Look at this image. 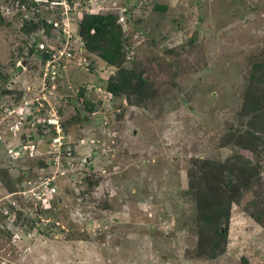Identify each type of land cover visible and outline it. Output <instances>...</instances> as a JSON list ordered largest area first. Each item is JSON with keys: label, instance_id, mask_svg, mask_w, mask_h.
<instances>
[{"label": "rangeland", "instance_id": "1", "mask_svg": "<svg viewBox=\"0 0 264 264\" xmlns=\"http://www.w3.org/2000/svg\"><path fill=\"white\" fill-rule=\"evenodd\" d=\"M33 1L27 7L0 0V105L21 92L18 105L25 101L31 116L16 133L9 128L16 112L0 124V264H264V224L245 211L264 191V145L253 151L225 139L231 127L253 129L246 83L253 63L264 60V0ZM85 13H111L126 23L124 65L135 63L150 79L144 102L105 90L116 68L82 50L77 28ZM32 17L53 23L23 29ZM48 49H69L74 57L61 72L51 70L42 62ZM81 55L86 62L79 65ZM50 113L61 134L48 123ZM42 125L60 136L61 152H73H48ZM16 143L22 149L8 153ZM31 145L34 155L22 153ZM236 155L258 165L259 174L246 180L262 181L231 203L225 251L195 257L201 213L190 177L206 187L199 176L224 171L208 162ZM244 186L241 180L239 192ZM23 222L34 227L24 230Z\"/></svg>", "mask_w": 264, "mask_h": 264}, {"label": "trees", "instance_id": "2", "mask_svg": "<svg viewBox=\"0 0 264 264\" xmlns=\"http://www.w3.org/2000/svg\"><path fill=\"white\" fill-rule=\"evenodd\" d=\"M16 1L27 7H29V5L37 4L33 0H30L31 3H29V0ZM69 1L71 3L73 2V0ZM30 23H33L35 28H39L42 23L50 26L53 22L49 23L44 19L40 20L39 18L35 20V17H32L31 20H23L22 28L26 30V27H28ZM77 30L78 35L81 38L82 50L96 54L101 60L116 68L117 76L111 77L110 75L105 81V90L108 93L113 94L115 97L124 96L131 101V103L132 101H135L136 104H140L148 99L151 91V82L150 79L145 76L144 70H137L134 68L135 63L133 64V62H131L128 67L124 65L127 58L126 45L124 42L126 38L123 37L125 33L124 31H126V23L119 22L117 16L111 13H85L78 20ZM46 33L49 34L48 31H46ZM39 43L37 44L38 47ZM54 52L56 53L55 50L49 49L43 51L42 62L49 59ZM80 52L82 53V51ZM78 58H83L86 62L84 56L81 55L78 56ZM261 72L263 73V76L259 78ZM246 88L245 101L251 100L250 103L246 102V105L248 104L250 110L252 109L255 111V114L250 117L249 121V123L253 125V129L242 130L241 127L239 128L238 126L231 127V130L226 134L225 139L227 142H233L235 145L255 151L258 147L264 145V137L262 136L264 134V60L253 63L250 77H248V82L246 83ZM17 95L16 100H14L15 102L6 104L7 107L14 108L18 106L22 94L20 92V94ZM131 97H133L134 100H132ZM92 103L87 100L85 106H87L88 111H93ZM246 105L244 108H246ZM245 111H247V109H245ZM28 116L29 113H27V117ZM85 117V114L80 115L82 121H84ZM46 126L42 125V127ZM42 127L41 132H43V134L40 133L39 136H44L47 143L51 142L55 136L54 130L50 127H46L49 131L51 130L47 135L45 134L47 132ZM256 128H259V131H257ZM238 132L241 134L235 136L234 134ZM205 162L208 161L201 160V164ZM208 163L209 167L212 169L217 167L218 171V169L222 167L224 171H221L220 174H215L212 177H209L207 172L203 173L202 176H199V178L206 179V187H201L203 185L201 182L196 185V180L195 178H191L192 176L190 177L189 183V191L192 192V190H194L196 194H199V196H197V206L201 213V217L196 224L197 242L195 244L194 256L206 259L212 257L215 258L225 251L231 203H239L244 195V191H249L255 187L252 186L254 180L257 182L262 181L260 180V177L257 176L250 182L249 179L246 180V178H248L247 174L255 172L259 174V168L257 164H251L246 158L243 159L242 155H236L233 159L227 158L222 162L215 161ZM45 165V161L39 160V167L43 168ZM237 171H242L246 174L239 175ZM193 175L198 176L199 174L194 173ZM86 179H88L89 187L91 188L97 183L96 179ZM241 180L245 186L243 190L239 192L238 188ZM200 187L204 191L201 190ZM207 195L208 199L211 198L212 200H210V203L207 206H203L201 204L203 197ZM45 209L49 208L46 207ZM245 211L256 222L264 224V191L256 192L252 198L248 199L245 204ZM17 215V219H19L21 212L18 211ZM25 219H27V217L22 220ZM23 224L22 227L24 230L34 227L32 223L27 224V222H23Z\"/></svg>", "mask_w": 264, "mask_h": 264}, {"label": "built area", "instance_id": "3", "mask_svg": "<svg viewBox=\"0 0 264 264\" xmlns=\"http://www.w3.org/2000/svg\"><path fill=\"white\" fill-rule=\"evenodd\" d=\"M65 2H67L68 3V1L67 0H64ZM64 1H54V3L55 4H61V5H63L64 4ZM70 6V5H69ZM61 14H62V18H65L66 16H65V14H64V10L62 9V12H61ZM68 50V52H65V53H62V52H60V53H53L52 55H51V58L50 59H48L45 63H44V65H45V67H49V68H51V70H53V69H55L56 68V66H55V64L54 63H57L58 64V62L60 61V60H68V59H70L71 57H73V54L70 52V50L69 49H67ZM80 61V62H79ZM79 61L77 62L79 65L82 63V58H79ZM55 79V78H54ZM46 86V85H45ZM44 88V87H43ZM26 103H25V101H24V103L22 104V105H20L19 107H17V109H14V108H9V107H2V109H1V111H0V124L4 121V123H8V121H5V118L7 117V116H9V115H12L13 114V112H16V117H17V121H16V123L17 124H13V125H11V126H9V128L14 132V133H16V132H19L20 131V129H18V127L20 126L21 127V125L25 122V120L26 119H28V117H27V114H26ZM0 108H1V106H0ZM7 115V116H6ZM50 115L52 116V117H55V118H53V119H49L48 120V123H50V124H52L53 125V127L54 128H52V129H54L55 131H56V133L57 134H61V127H60V124H59V121H58V118L56 117V114L55 113H50ZM25 117H26V119H25ZM60 137V136H59ZM59 137L58 138H53L52 140V142H51V146H52V148H53V146H55L56 145V141H58V145H57V149H55V148H53V150L54 151H58L59 150V145H60V140H59ZM61 138H62V135H61ZM22 147V144L21 143H19L18 145L16 144V146H14V148H10L9 150H8V153H11V151H15L16 152V150L17 149H22L21 148ZM30 149V150H29ZM18 152V151H17ZM34 152H35V149H34V145H31V146H29L24 152H22V153H30V155H34ZM19 153V152H18ZM20 155V154H19ZM20 157V156H19ZM48 179V178H47ZM52 187V186H51ZM54 188L55 187H53V188H51V190H54ZM24 194L25 195H27L28 194V190H26V191H24ZM39 195V194H38ZM34 197H36V198H43V197H40V196H34Z\"/></svg>", "mask_w": 264, "mask_h": 264}, {"label": "clouds", "instance_id": "4", "mask_svg": "<svg viewBox=\"0 0 264 264\" xmlns=\"http://www.w3.org/2000/svg\"><path fill=\"white\" fill-rule=\"evenodd\" d=\"M68 2H69V5H71L72 3L69 1V0H67ZM51 58V57H50ZM49 58V59H50ZM48 60V59H47ZM46 60V61H47ZM45 61V62H46ZM68 61H72V57L70 58V60H68ZM44 62V63H45ZM66 62H67V60H60L59 62H58V64L57 63H54L55 64V66H56V71H58V69L60 70L59 72H61L62 70H63V68H65V66H66ZM82 63L84 64L85 63V60L82 58ZM57 74H58V72H57ZM56 77V76H55ZM55 80V79H54ZM49 84H51V82H49ZM1 106V105H0ZM20 105H18V106H16V108L17 107H19ZM3 107H7L6 105L5 106H3ZM15 108V107H14ZM2 109V106H1V108H0V110ZM87 117V116H86ZM31 118V116H30V114H29V116H28V120ZM63 137V136H62ZM50 144H51V142H49ZM16 144H18V143H16ZM47 144V143H46ZM62 142L60 143V146H59V150L57 151V152H59L60 151V149H61V146H62ZM38 145V144H37ZM34 149H35V147H34ZM51 149H53L52 148V146L50 145V150L48 151V152H50L51 151ZM55 152V151H54ZM35 153V152H34ZM24 191H26L25 189H24ZM23 197H26L27 198V201H30L29 200V197H27L26 195L25 196H23ZM48 207V206H47Z\"/></svg>", "mask_w": 264, "mask_h": 264}, {"label": "flooded vegetation", "instance_id": "5", "mask_svg": "<svg viewBox=\"0 0 264 264\" xmlns=\"http://www.w3.org/2000/svg\"><path fill=\"white\" fill-rule=\"evenodd\" d=\"M84 120H87L86 117L84 118ZM30 137H31V138L33 137V139H34V136H30ZM62 138H63V137H62ZM66 149H67V152H66V151H65V152H64V151H63V152L60 151V153H64V155H70V154L73 152V150H72L70 147H66ZM50 152H51V153H55L53 149H51ZM54 163H56V162H54ZM45 164H46V165H45L44 169H46V167H47V163H46V162H45ZM69 165H70V164H68L67 162H66V164L63 163L62 166H61V167L63 168V170L60 171V172H58V174H63V173H64V169H67V168L69 167ZM72 166H73V163H71V167H72ZM52 167H54V166H52ZM44 169H43L42 171H45ZM41 174H42V173H41Z\"/></svg>", "mask_w": 264, "mask_h": 264}]
</instances>
